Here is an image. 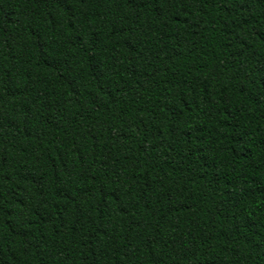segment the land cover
<instances>
[{"label": "trees", "instance_id": "obj_1", "mask_svg": "<svg viewBox=\"0 0 264 264\" xmlns=\"http://www.w3.org/2000/svg\"><path fill=\"white\" fill-rule=\"evenodd\" d=\"M0 264H264V0H0Z\"/></svg>", "mask_w": 264, "mask_h": 264}]
</instances>
